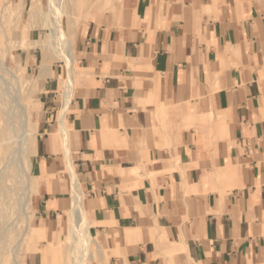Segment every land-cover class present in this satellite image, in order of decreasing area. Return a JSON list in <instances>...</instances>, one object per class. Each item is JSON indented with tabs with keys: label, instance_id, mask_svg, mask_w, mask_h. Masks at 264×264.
I'll use <instances>...</instances> for the list:
<instances>
[{
	"label": "crops",
	"instance_id": "0c3cea01",
	"mask_svg": "<svg viewBox=\"0 0 264 264\" xmlns=\"http://www.w3.org/2000/svg\"><path fill=\"white\" fill-rule=\"evenodd\" d=\"M106 21L92 16L77 38L66 120L91 264H264L263 3L124 0ZM48 73L46 118L59 87ZM53 145L36 175L62 161ZM43 193L45 228L60 183Z\"/></svg>",
	"mask_w": 264,
	"mask_h": 264
},
{
	"label": "rangeland",
	"instance_id": "374dc122",
	"mask_svg": "<svg viewBox=\"0 0 264 264\" xmlns=\"http://www.w3.org/2000/svg\"><path fill=\"white\" fill-rule=\"evenodd\" d=\"M260 1L264 5V0ZM59 2L60 6H63L64 30L74 56V46L79 34H83V25L96 15H105L107 24H112L111 21L118 22L124 0H59ZM52 11L49 0H0V83H3L4 76L8 81L13 82L11 76L14 74L21 98L20 103L28 105L30 135L26 140L25 168H28L27 162L33 163L39 159V149L48 141V138H56L50 156L59 155L62 158L57 167L53 161L50 162L52 170L49 171L48 176L36 175L33 165L29 178H27L30 183V191L24 209L25 215L18 214L20 210L17 200L21 190L17 187L19 178L17 177V168L14 166L16 160L8 159L11 155L10 151L0 144V175L3 173L4 165L8 162L11 163L6 172L4 171V179L1 180L4 190L0 189V264H13L11 251L18 244L20 245L19 264H37L39 252L41 253V264H76L79 259V242L75 237H73V242L70 241L72 239L70 230L72 196L62 151V140L57 134L59 132L57 116L66 83V68L64 61L60 59V50H57L59 48L55 47V44L58 46V43L56 41V43H52L51 39V30L54 28ZM76 65L75 76L78 73ZM56 69L59 72V76H53L59 82L58 97L54 103L56 109L46 118L40 82L45 76L51 75L48 73L50 70L55 71ZM6 103L7 107H11L10 102ZM1 106L3 105H0V132L4 126L5 117ZM6 111L11 112L9 108H6ZM17 119L15 118L14 121ZM44 121L47 122V128L46 125L41 128ZM52 126L55 128L49 135L48 129H52ZM49 180L60 183L61 193L58 196L63 199V205L58 211L51 214L55 220L54 223L48 226L44 225L45 228H43L36 209L40 205V200H43L42 204L44 205V201L48 199L43 190ZM23 181V183L26 182L25 176H23ZM12 188L15 191L12 192ZM81 190L83 192L82 186ZM55 232L58 236L57 241L54 238ZM88 237L90 240L86 248L88 251L87 264H91L92 259H98V254L94 251L92 241L94 237L89 232Z\"/></svg>",
	"mask_w": 264,
	"mask_h": 264
},
{
	"label": "bare ground",
	"instance_id": "6f19581e",
	"mask_svg": "<svg viewBox=\"0 0 264 264\" xmlns=\"http://www.w3.org/2000/svg\"><path fill=\"white\" fill-rule=\"evenodd\" d=\"M59 3H60L59 0H49V6L52 7L53 9L51 14L54 17V23H53L54 28H52L51 30L52 43L55 41L58 43V46H56L57 44H55V47L59 48L57 49V50H60V52L57 51L60 53V56H61V58L60 57L59 58L64 61L66 71H67L66 83H65V86L63 89V95H62V103H61L62 106L60 107V110L57 116V123H58V128H59V132L57 134L61 137V140H62V151H63L64 158H65L66 170H67L68 178L70 181V189H71V196H72V207L70 211L71 220H72L71 226H70V230L72 232V239H70V241L72 240L73 242V237H75L77 238L79 242L78 243L79 259L77 260L76 264H87L88 251L86 250V248L90 240L88 237L89 223L86 218V211L84 207V193L81 190V184L78 179L77 172L75 171V168H74V162L72 160V151H71L72 144L70 145L71 143L70 130L66 125V118L68 116L70 102L74 96L76 69L74 65V62H75L74 56L69 46L66 31L64 30V25H63L64 14L62 10L63 6L62 5L60 6ZM3 78H4L3 83L2 82L0 83V105L1 104L3 105L1 106V109H3L1 111H3L2 113H4L5 117H4V126L2 127V130L0 132V144L4 145L5 148L10 151L9 154L11 155L8 159L14 158L16 160V162L14 163V166H16L17 168V171H18L17 177L19 178L18 179L19 184H17L18 185L17 187L19 190H21L20 196L18 197V200H17V202L19 201L17 205L19 204L18 206L20 210L18 214L23 213V215H25L24 209H25V205L28 200V192L30 191V183L27 181L28 180L27 178H29L31 168L34 165L31 162H27V167H28L27 169L25 168V165H24V160L26 158V153H27L26 140L28 136L30 135V130H29L30 119H29V114L27 111L28 105L20 103L21 98H20V94L17 88L15 75L13 74L11 76V78L13 79V82L8 81V79H6L5 76ZM6 102H10L11 107H7ZM6 108L7 109L9 108L11 112L8 113L6 111ZM15 118L16 119L18 118V119L14 121ZM55 140L56 138L54 139L52 137V141L54 143H55ZM7 164L4 165V167L1 166L4 168L3 173L0 175V189L1 190L2 189L4 190L1 184L2 183L1 180L4 179L3 178L4 171L6 172L7 167H9L11 163L9 164L8 162ZM23 176L26 177L25 183H23L24 182ZM13 191L15 190L13 189L12 192ZM25 226L26 224L24 225V227ZM19 250H20V245L18 244L11 251L13 255V264H19V261H18Z\"/></svg>",
	"mask_w": 264,
	"mask_h": 264
}]
</instances>
